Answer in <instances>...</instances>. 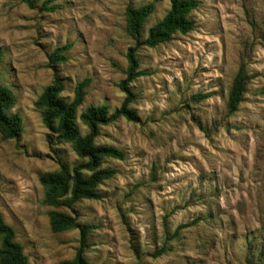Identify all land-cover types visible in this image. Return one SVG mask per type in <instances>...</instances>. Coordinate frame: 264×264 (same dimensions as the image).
I'll list each match as a JSON object with an SVG mask.
<instances>
[{"label": "rangeland", "instance_id": "1", "mask_svg": "<svg viewBox=\"0 0 264 264\" xmlns=\"http://www.w3.org/2000/svg\"><path fill=\"white\" fill-rule=\"evenodd\" d=\"M47 1L54 10L0 0V84L12 89L10 112L24 123L19 139L0 133V212L31 264L72 260L80 237L79 228L52 229L54 208L44 201L40 178L62 161L72 167L81 158L71 143L47 140L35 101L55 75L68 100L89 78L77 118L88 132L79 117L83 110L105 104L112 112L126 97L119 84L135 42L127 31V6L156 3L146 36L171 4ZM198 1L190 32L138 51L144 74L130 86L140 120L119 118L102 126L96 140L125 152L124 159H106L117 172L100 185L102 197L61 208L80 225H91L90 264H264V0ZM66 43L67 59L47 66ZM241 63L251 77L231 113L228 93ZM163 245L168 250L153 256Z\"/></svg>", "mask_w": 264, "mask_h": 264}, {"label": "trees", "instance_id": "2", "mask_svg": "<svg viewBox=\"0 0 264 264\" xmlns=\"http://www.w3.org/2000/svg\"><path fill=\"white\" fill-rule=\"evenodd\" d=\"M30 8L40 10H54L46 0H21ZM41 1V3H40ZM198 0H171L170 8L161 20L152 25L143 35L144 25L147 19L156 9L154 1L141 6L128 5L126 9L127 31L134 39V45L127 53L128 68L126 78L119 84L126 93V97L120 107L109 111L105 104L88 106L79 115L88 132L82 133L78 125V109L83 104L87 95V86L90 79L85 78L76 84L74 97L71 100L65 98L62 93L65 89L63 79L55 75L49 84L35 101L40 109L43 122L48 129L47 140L69 142L81 158L79 163L72 167L67 162H60L59 168L42 174L40 180L44 186V201L53 207L50 211V224L54 231L80 229L79 245L75 256L61 261L58 264H90L86 256L89 247L88 235L91 225H80L78 218L61 208L73 210L75 204L84 199H100V185L113 178L117 170L105 165L107 158L124 159L125 152L115 145L102 144L97 140L101 133V127L126 118L130 121H139L140 117L131 102L137 97V93L131 88L130 83L144 74L140 70L138 51L141 47H156L170 41L177 33H188L194 28L191 18L192 12L198 7ZM71 43L56 48L49 56L47 66L65 61L66 51ZM4 58L3 48L0 46V64ZM245 64L241 63L235 74L227 100L229 112H235L239 103L244 99L247 84L250 79ZM209 94H198L196 97H209ZM16 104V97L11 88L0 84V133L3 139H19L24 131L22 117L10 110ZM194 222L179 225L172 233V237L178 236L180 230ZM168 233V231H167ZM170 239V237L168 236ZM168 250L166 245L154 251L153 256H159ZM24 252V246L16 240L15 229L9 225L0 212V264H31Z\"/></svg>", "mask_w": 264, "mask_h": 264}]
</instances>
